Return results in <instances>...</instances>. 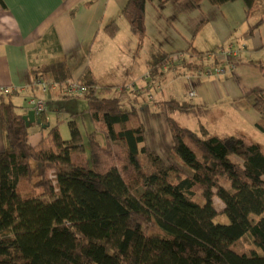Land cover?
Segmentation results:
<instances>
[{
    "label": "trees",
    "instance_id": "obj_1",
    "mask_svg": "<svg viewBox=\"0 0 264 264\" xmlns=\"http://www.w3.org/2000/svg\"><path fill=\"white\" fill-rule=\"evenodd\" d=\"M178 1H126L121 13L137 37V51L146 39V6ZM192 1L220 7L237 0ZM242 1L247 17L264 9V0ZM263 24L261 18L249 31ZM116 31L115 24L104 28L110 38ZM169 61L154 56L151 77ZM36 77L59 87L72 81L64 59L30 68L29 87ZM75 82L88 89L83 97L95 128L85 139L69 122L68 140L54 126L32 147L12 94L0 96L6 140L0 151V264H264V152L258 145L244 136H210L203 127L194 132L167 118L172 155L186 173L145 147L136 107L143 95L130 93L122 101L127 93L117 88L95 94L88 69ZM163 105L190 107L173 100ZM252 107L259 116L255 128L264 135V91L253 93ZM39 119L46 124L45 116ZM85 146L87 166L72 160ZM220 215L228 225L215 223ZM246 235L253 249L238 255L232 246Z\"/></svg>",
    "mask_w": 264,
    "mask_h": 264
},
{
    "label": "crops",
    "instance_id": "obj_2",
    "mask_svg": "<svg viewBox=\"0 0 264 264\" xmlns=\"http://www.w3.org/2000/svg\"><path fill=\"white\" fill-rule=\"evenodd\" d=\"M126 1L0 0V96L12 94L16 112L25 115L27 102L34 94L26 81L29 69L52 59L66 61L72 81L84 70H90L99 90L114 92L129 82L142 87V76L149 72L150 61L164 54L170 61L155 77V84L161 85L162 90L154 93L152 101H148L147 92L136 103L145 127L144 145L149 151L167 163L179 165L171 152L172 137L167 124V118L175 115L190 116L189 125L172 118L191 131L198 132L203 127L210 136H244L264 147V136L255 128L259 116L252 107L253 93L264 91V24L249 31L264 19V9L247 17L242 0L220 7L207 1L195 4L192 0L147 5L146 39L137 51V37L121 13ZM110 24L117 27L113 38L104 32ZM227 44L239 50L235 67L218 79L194 78L191 85L196 96L189 97L185 76L200 69L203 55ZM42 53L46 57L38 55ZM172 67L173 73L168 72ZM49 82L52 85L45 96L50 109L46 124H31L28 142L37 147L54 126H58L61 137L63 128L68 135L69 122L76 124L85 139L95 131L86 100L68 96L65 86ZM128 94L121 97L122 101L129 98ZM170 100L190 107L180 110L163 105ZM94 137L99 142L97 132ZM5 147L0 128V151ZM84 154L87 157V146Z\"/></svg>",
    "mask_w": 264,
    "mask_h": 264
},
{
    "label": "built area",
    "instance_id": "obj_3",
    "mask_svg": "<svg viewBox=\"0 0 264 264\" xmlns=\"http://www.w3.org/2000/svg\"><path fill=\"white\" fill-rule=\"evenodd\" d=\"M239 50L233 44H227L221 47L214 53H207L201 57L200 69L193 74L186 75L185 80L188 82V96L193 98L196 96V91L191 85V81L194 78H205V79H218L226 76L235 67L236 59L238 57ZM144 85L138 86L134 82L125 83L117 88L118 92L131 93L133 95H144L148 92L147 99L152 101L155 92L162 90L161 85L155 84L154 77H151L149 72H146L142 76ZM51 83L44 80L42 77H36L30 84L32 93H39L41 96H35L29 98L27 102V112L22 117L26 116L30 111L34 113L35 119H39L42 116H46L49 112V103L45 99L46 94L51 88ZM65 94L74 97H83L88 89L80 85L75 81L69 82L65 86ZM95 94L99 91L98 88L94 89ZM152 94H149V93Z\"/></svg>",
    "mask_w": 264,
    "mask_h": 264
},
{
    "label": "rangeland",
    "instance_id": "obj_4",
    "mask_svg": "<svg viewBox=\"0 0 264 264\" xmlns=\"http://www.w3.org/2000/svg\"><path fill=\"white\" fill-rule=\"evenodd\" d=\"M38 55H40V56H43V57H46V55L44 54V53H42V54H38ZM42 57H39V60L41 59ZM44 62V61H43ZM174 67H172V68H170V69H168V72H171V73H173L172 72V70H174L173 69ZM172 117H177V119L179 120V122L180 123H182V124H184V123H188V124H184V125H189V124H191V123H189V122H191V120H192V118L190 117V116H185V115H175V116H170V118L171 119H173L174 120V118H172ZM175 121V120H174ZM176 122V121H175ZM177 123V122H176ZM62 133H63V139H69V132H68V135H66V132H65V130H64V128H63V130H62ZM260 134V133H259ZM97 135H98V139L97 140H99V142L101 143V144H103V143H105V140H104V138H103V136L100 134V133H98L97 132ZM262 136H264V135H262ZM65 137V138H64ZM146 147V146H145ZM262 150H263V152H264V147H262L261 148ZM176 158V157H175ZM72 160L75 162V163H78V164H81V165H83V166H87V163H88V161H87V157L85 156V154H80V155H76V156H73L72 157ZM178 160V159H177ZM178 162H179V165L178 166H180L182 169H183V171H185L186 173L189 171V169H187V167L180 161V160H178ZM169 163V162H168ZM169 164H173V163H169ZM173 165H175V164H173ZM177 166V165H176ZM37 169H35V173H33L34 175H33V178L34 179H32V181L33 182H35V180L37 179ZM190 172V171H189ZM41 193V190H37V194H40ZM197 202H199V203H201V197L198 195L197 196ZM214 205H215V207L219 210V209H221V203L219 202V200L218 199H214ZM215 223H217V224H221V225H228L229 224V221H228V219H227V217L225 216V215H220V216H218V217H216L215 218ZM253 249V244H252V241H251V239L249 238V236L248 235H246L245 237H243V238H241L239 241H237L233 246H232V250L236 253V254H238V255H245V256H250V253H251V250Z\"/></svg>",
    "mask_w": 264,
    "mask_h": 264
},
{
    "label": "water",
    "instance_id": "obj_5",
    "mask_svg": "<svg viewBox=\"0 0 264 264\" xmlns=\"http://www.w3.org/2000/svg\"><path fill=\"white\" fill-rule=\"evenodd\" d=\"M22 119L25 121L26 123V126L29 128L31 124H38L40 125L41 124V121L40 119H35V116H34V113L33 112H29L26 116L22 117Z\"/></svg>",
    "mask_w": 264,
    "mask_h": 264
}]
</instances>
